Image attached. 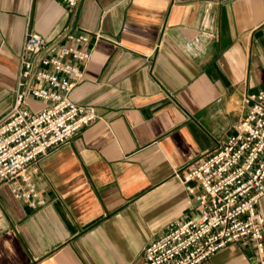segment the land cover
Returning <instances> with one entry per match:
<instances>
[{"label": "crops", "instance_id": "crops-1", "mask_svg": "<svg viewBox=\"0 0 264 264\" xmlns=\"http://www.w3.org/2000/svg\"><path fill=\"white\" fill-rule=\"evenodd\" d=\"M28 31L90 35L71 98L99 118L31 166L45 204L0 183V264H148L150 241L198 215L187 167L233 132L247 94L264 91V0H0V120ZM211 263L258 261L242 243Z\"/></svg>", "mask_w": 264, "mask_h": 264}, {"label": "built area", "instance_id": "built-area-1", "mask_svg": "<svg viewBox=\"0 0 264 264\" xmlns=\"http://www.w3.org/2000/svg\"><path fill=\"white\" fill-rule=\"evenodd\" d=\"M69 8L79 0H62ZM92 54L88 33L46 39L28 31L20 57L15 104L0 120V183L37 208L45 204L31 166L98 118L93 105L71 94ZM44 106L33 111L28 99ZM247 113L220 146L187 167L183 183L198 202V215L180 221L150 241L143 251L148 264H212L232 244L251 245L264 264V91L247 94Z\"/></svg>", "mask_w": 264, "mask_h": 264}]
</instances>
